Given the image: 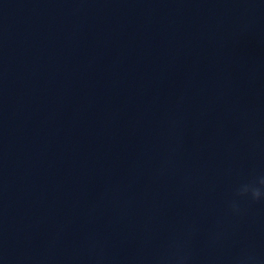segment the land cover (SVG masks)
<instances>
[{
  "label": "clouds",
  "instance_id": "clouds-1",
  "mask_svg": "<svg viewBox=\"0 0 264 264\" xmlns=\"http://www.w3.org/2000/svg\"><path fill=\"white\" fill-rule=\"evenodd\" d=\"M164 171V166L161 172ZM264 203V174L254 175L249 180L240 183L234 190L233 198L228 202L230 213L234 217L244 214V204ZM225 233L220 230L215 232L210 240L212 245H217ZM192 257L188 250L187 241L181 237H172L150 264H191ZM229 264H264V256L259 255L253 246L241 249L230 258Z\"/></svg>",
  "mask_w": 264,
  "mask_h": 264
}]
</instances>
